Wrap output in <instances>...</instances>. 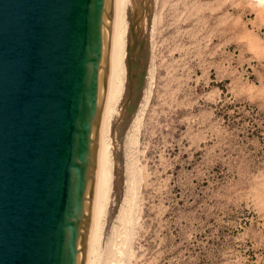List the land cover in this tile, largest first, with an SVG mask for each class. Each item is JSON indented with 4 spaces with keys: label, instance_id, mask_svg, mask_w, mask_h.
Segmentation results:
<instances>
[{
    "label": "rangeland",
    "instance_id": "374dc122",
    "mask_svg": "<svg viewBox=\"0 0 264 264\" xmlns=\"http://www.w3.org/2000/svg\"><path fill=\"white\" fill-rule=\"evenodd\" d=\"M125 14L96 263L264 264V0Z\"/></svg>",
    "mask_w": 264,
    "mask_h": 264
},
{
    "label": "water",
    "instance_id": "95a60500",
    "mask_svg": "<svg viewBox=\"0 0 264 264\" xmlns=\"http://www.w3.org/2000/svg\"><path fill=\"white\" fill-rule=\"evenodd\" d=\"M112 3L0 0V264H85Z\"/></svg>",
    "mask_w": 264,
    "mask_h": 264
},
{
    "label": "bare ground",
    "instance_id": "6f19581e",
    "mask_svg": "<svg viewBox=\"0 0 264 264\" xmlns=\"http://www.w3.org/2000/svg\"><path fill=\"white\" fill-rule=\"evenodd\" d=\"M112 6L113 14L109 26L106 53L108 69L104 73L103 80L104 85L102 90L96 162L93 180V197L90 209L91 218L88 229V247L85 257V264H97V246L100 242V239L102 238L106 206L109 199V193L107 194V192L110 189L109 182L111 180V164L113 161V159H111L109 151L110 147L107 141L110 122L109 119L112 114H116L118 118L121 115V111H118L116 106L119 99H121L124 88L123 81L126 70L124 66V59L127 54L130 56V58L133 55L131 51L130 53L126 54L125 50V35L127 31L125 11L127 7H130L134 20H140L142 17L143 0H113Z\"/></svg>",
    "mask_w": 264,
    "mask_h": 264
}]
</instances>
